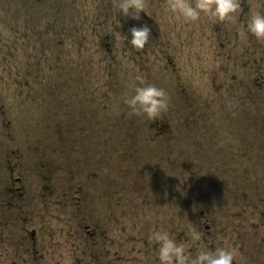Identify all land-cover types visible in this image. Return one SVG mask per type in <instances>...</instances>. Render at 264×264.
<instances>
[{"label":"rangeland","instance_id":"374dc122","mask_svg":"<svg viewBox=\"0 0 264 264\" xmlns=\"http://www.w3.org/2000/svg\"><path fill=\"white\" fill-rule=\"evenodd\" d=\"M101 4L114 0H0V164L20 147L27 189L26 201L0 196L7 251L27 204L36 239L15 243L27 264H157L149 233L179 239L190 223L204 234L193 250L264 264V42L239 23L264 0H242L237 21L196 23L164 0L140 20ZM144 22L150 42L132 50L122 35ZM137 75L169 94L161 135L123 104Z\"/></svg>","mask_w":264,"mask_h":264},{"label":"clouds","instance_id":"9594fccd","mask_svg":"<svg viewBox=\"0 0 264 264\" xmlns=\"http://www.w3.org/2000/svg\"><path fill=\"white\" fill-rule=\"evenodd\" d=\"M121 15L127 19H142L148 7V0H114ZM243 7L242 0H164L165 12L171 16L183 19L189 23L199 22L202 16L215 18L218 21H237L239 10ZM246 26L248 33L258 42H264V11L249 9L246 20H239ZM130 33V35H129ZM152 37V28L147 23L133 24L122 38L132 50H143ZM131 94L125 92L123 104L128 107L129 114L146 116L154 120L166 113L170 97L164 87L153 82H145V77L137 75ZM176 223L181 224L180 218ZM183 228V224H181ZM204 234L190 223L185 236L177 238V233L163 226L149 233L148 239L155 243V258L157 264H233L235 251L230 247L215 248L196 246L193 250L189 245H203Z\"/></svg>","mask_w":264,"mask_h":264},{"label":"flooded vegetation","instance_id":"af4514ba","mask_svg":"<svg viewBox=\"0 0 264 264\" xmlns=\"http://www.w3.org/2000/svg\"><path fill=\"white\" fill-rule=\"evenodd\" d=\"M117 11L118 9L114 7V4L112 5L106 4L105 6L104 4H101L98 13L104 16L106 12H109L110 15L107 17H115V15L118 13ZM97 17L100 16L92 15L91 18H97ZM122 18L123 17L121 15L120 20H122ZM157 122L159 123V121ZM157 130L159 131V133H163V128L161 126H158ZM84 131L85 130H83V133ZM17 151H21L20 147H18L16 150L7 149L2 157V159L6 160V164L3 165L0 164L1 167L3 168L2 174L0 175V196L5 193L6 194L9 193V195H11L12 193L13 194L16 193L18 195L19 201H26L27 189L25 187V180L24 177L19 172L20 169L19 163L16 161V159H14V161L12 159L13 157L19 156V154L17 155ZM1 188L4 190V192L1 190ZM20 212L22 215L20 216V220L24 224L20 222H15V220L12 221V225L15 227L17 235L15 234H13V236L9 235V240L14 245V247L12 250L8 248V251L13 252V254L16 253L15 255H10L8 253L3 240L6 229L1 227L2 224L0 225V264H27V254L21 256L17 252L15 243H18V241H22L24 243V246H26L27 248V242L33 243L35 241L36 233L34 230H31L27 235V204H24L22 208L20 207ZM0 216H1V208H0ZM7 225H9L8 222Z\"/></svg>","mask_w":264,"mask_h":264}]
</instances>
